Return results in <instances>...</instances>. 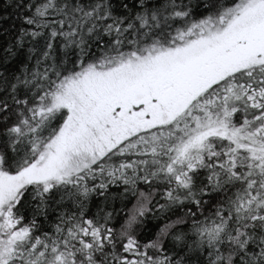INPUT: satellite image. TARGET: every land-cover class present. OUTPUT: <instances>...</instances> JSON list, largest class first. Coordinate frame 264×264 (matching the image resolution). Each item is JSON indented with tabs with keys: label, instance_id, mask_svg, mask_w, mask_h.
Segmentation results:
<instances>
[{
	"label": "snow or ice",
	"instance_id": "6c2138e0",
	"mask_svg": "<svg viewBox=\"0 0 264 264\" xmlns=\"http://www.w3.org/2000/svg\"><path fill=\"white\" fill-rule=\"evenodd\" d=\"M0 264H264V0H0Z\"/></svg>",
	"mask_w": 264,
	"mask_h": 264
}]
</instances>
